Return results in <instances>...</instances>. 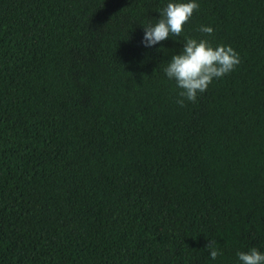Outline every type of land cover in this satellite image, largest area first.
<instances>
[{
	"label": "trees",
	"instance_id": "16d2710c",
	"mask_svg": "<svg viewBox=\"0 0 264 264\" xmlns=\"http://www.w3.org/2000/svg\"><path fill=\"white\" fill-rule=\"evenodd\" d=\"M169 2L0 0V264L264 253V0H196L146 47ZM186 38L240 63L181 107L164 69Z\"/></svg>",
	"mask_w": 264,
	"mask_h": 264
},
{
	"label": "clouds",
	"instance_id": "9594fccd",
	"mask_svg": "<svg viewBox=\"0 0 264 264\" xmlns=\"http://www.w3.org/2000/svg\"><path fill=\"white\" fill-rule=\"evenodd\" d=\"M198 8L199 4L196 0L169 2L160 10L159 19L154 25L144 26L142 43L149 47L170 36L180 37L183 26ZM198 31L211 36L214 29L211 26L201 25ZM239 63V55L231 46L213 47L207 39L186 38L182 51L172 55L164 72L170 80H175L181 90L176 103L183 107L186 101L195 102L198 93L205 92L214 79L229 74ZM205 248L208 249L213 260L222 255L214 239L209 240ZM237 256L241 264H264V253L255 247L248 251H240Z\"/></svg>",
	"mask_w": 264,
	"mask_h": 264
}]
</instances>
